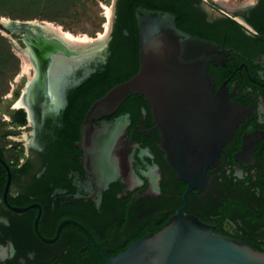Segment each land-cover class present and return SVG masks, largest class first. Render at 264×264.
<instances>
[{"label":"flooded vegetation","instance_id":"1","mask_svg":"<svg viewBox=\"0 0 264 264\" xmlns=\"http://www.w3.org/2000/svg\"><path fill=\"white\" fill-rule=\"evenodd\" d=\"M183 1L220 34L209 40L221 50L209 74L226 99V115L237 121L185 213L264 252V33L248 21L264 11V0L234 8ZM125 2L112 0L103 34L86 43L44 25L33 28L37 39L10 34L18 36L12 44L29 69L0 96V157L12 176L6 192L8 171L0 162L7 175L0 184V264H104L81 227L67 223L58 234L60 225H82L114 257L158 232L184 205L188 185L165 158L145 97L129 95L114 114L94 121L92 138L81 146L93 104L140 70L137 20V49L122 29Z\"/></svg>","mask_w":264,"mask_h":264},{"label":"water","instance_id":"2","mask_svg":"<svg viewBox=\"0 0 264 264\" xmlns=\"http://www.w3.org/2000/svg\"><path fill=\"white\" fill-rule=\"evenodd\" d=\"M136 20L140 36V70L117 85L90 108L81 128L85 146L94 132V121L111 116L129 95L143 96L152 107L161 148L177 173L187 183L184 205L156 233L129 244L119 255L109 257L91 233L81 227L95 244L104 264H264V252L237 239L215 233L193 215H187L188 196L208 181L207 171L215 164L237 121L225 113L226 99L215 93L210 64H219L221 50L215 42L181 30L173 14L139 8ZM34 21L0 19V30L37 39ZM8 171L6 192L11 185ZM21 209H18L20 211Z\"/></svg>","mask_w":264,"mask_h":264},{"label":"rangeland","instance_id":"3","mask_svg":"<svg viewBox=\"0 0 264 264\" xmlns=\"http://www.w3.org/2000/svg\"><path fill=\"white\" fill-rule=\"evenodd\" d=\"M213 1L214 4L225 8H234L248 2V0H233L226 4L220 0ZM111 4L112 0H0V19L49 23L71 34L75 41L86 43L95 38L96 34H103L110 18ZM17 37L0 30V40L5 43L7 49H11L20 57L17 56L19 60L21 59L19 72L8 80L10 88L8 95L17 88L22 78L25 79L29 69L25 57L19 55L12 44ZM11 103L4 107L7 112L4 111L5 109L2 110L7 116Z\"/></svg>","mask_w":264,"mask_h":264},{"label":"trees","instance_id":"4","mask_svg":"<svg viewBox=\"0 0 264 264\" xmlns=\"http://www.w3.org/2000/svg\"><path fill=\"white\" fill-rule=\"evenodd\" d=\"M124 25L122 29L127 30L134 38L133 49L138 48L136 10L144 8L152 11H162L173 14L176 17L178 27L196 37L205 40H217L220 34L214 28H209L199 17L197 11L191 4L183 0H126ZM248 21L259 33H264V11H255L248 17ZM234 27L239 28L237 24ZM135 49V50H136ZM20 70V60L7 49L5 43L0 40V96L9 91L8 80ZM25 121V120H23ZM7 180L5 171L0 170V184L4 185Z\"/></svg>","mask_w":264,"mask_h":264},{"label":"bare ground","instance_id":"5","mask_svg":"<svg viewBox=\"0 0 264 264\" xmlns=\"http://www.w3.org/2000/svg\"><path fill=\"white\" fill-rule=\"evenodd\" d=\"M221 2L223 3H231L233 2V0H220ZM110 12H109V16H110ZM2 21L4 23H8L9 20L7 19H2ZM36 25H44V29L49 32V33H58L60 36L64 37L65 39L69 40V41H75L74 40V37L69 34V33H62L58 28H55L53 25L49 24V23H44V24H40V23H35ZM27 65V68L29 67L28 64Z\"/></svg>","mask_w":264,"mask_h":264}]
</instances>
